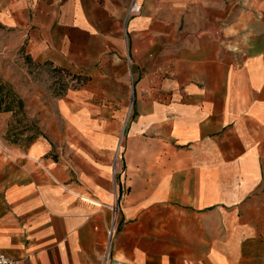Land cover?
I'll return each instance as SVG.
<instances>
[{
    "label": "crops",
    "instance_id": "obj_1",
    "mask_svg": "<svg viewBox=\"0 0 264 264\" xmlns=\"http://www.w3.org/2000/svg\"><path fill=\"white\" fill-rule=\"evenodd\" d=\"M132 1L0 0V26L68 86L17 144L0 104V252L264 264V0Z\"/></svg>",
    "mask_w": 264,
    "mask_h": 264
},
{
    "label": "rangeland",
    "instance_id": "obj_2",
    "mask_svg": "<svg viewBox=\"0 0 264 264\" xmlns=\"http://www.w3.org/2000/svg\"><path fill=\"white\" fill-rule=\"evenodd\" d=\"M66 86V76L30 60L15 33L0 26V102H11L15 109L6 131L12 144L20 138L48 132L53 101L64 93ZM18 100L22 103L20 109L16 105ZM0 123L2 126L3 121Z\"/></svg>",
    "mask_w": 264,
    "mask_h": 264
},
{
    "label": "built area",
    "instance_id": "obj_3",
    "mask_svg": "<svg viewBox=\"0 0 264 264\" xmlns=\"http://www.w3.org/2000/svg\"><path fill=\"white\" fill-rule=\"evenodd\" d=\"M140 8H141V5L136 0H133L128 8V14H136L140 11ZM74 193L79 199L85 202H89L95 205L100 204L93 196H90L85 193H78V192H74ZM109 208L113 211V213L116 214L117 206L115 204L110 205ZM115 231H116V220L113 219L106 230L108 243L113 238ZM107 255L108 254L106 253L104 256L103 262L106 260ZM0 264H16V261L12 257L8 256L7 254L0 252Z\"/></svg>",
    "mask_w": 264,
    "mask_h": 264
},
{
    "label": "trees",
    "instance_id": "obj_4",
    "mask_svg": "<svg viewBox=\"0 0 264 264\" xmlns=\"http://www.w3.org/2000/svg\"><path fill=\"white\" fill-rule=\"evenodd\" d=\"M2 103H4V102H2ZM2 103L0 102V104H2ZM16 105L18 106V109H20L22 107L21 101L18 100ZM12 106H13V104L11 102H6L5 109H10ZM0 108H1V106H0Z\"/></svg>",
    "mask_w": 264,
    "mask_h": 264
}]
</instances>
